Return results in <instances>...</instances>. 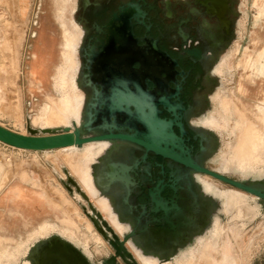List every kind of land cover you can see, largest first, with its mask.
<instances>
[{"label":"flooded vegetation","instance_id":"af4514ba","mask_svg":"<svg viewBox=\"0 0 264 264\" xmlns=\"http://www.w3.org/2000/svg\"><path fill=\"white\" fill-rule=\"evenodd\" d=\"M79 6V77L76 82L80 31L74 26V31H66L65 65L54 79L61 106L69 111L79 107L77 121L78 117L82 121L83 108L84 120L94 123L92 136H127L141 142L152 136L142 111L147 115L155 109L158 120L167 125L161 129L163 135L175 137V148L168 149L180 158L264 190V182L225 175L239 172L245 178L264 165V131L250 126L242 138L247 127L240 116L230 156L217 170L205 162L212 143L205 128L222 126L213 116L204 118V106L205 92L214 83L220 54L230 37L229 0H80ZM259 58L261 66L256 70L264 74V49ZM258 109L264 125V108ZM105 143L112 145L102 154H97L100 144L91 145L89 159L91 164L97 161L94 172L90 165L92 181L113 203L119 219L129 224L125 234L133 232L143 250L158 257L160 264L172 262L201 237L214 215L212 231L222 228L221 211L241 221L257 214L247 195H242L238 208L239 201L233 198L238 191L218 189L203 179L212 178L191 167L129 140ZM41 249L44 253L36 264H93L57 239Z\"/></svg>","mask_w":264,"mask_h":264},{"label":"rangeland","instance_id":"374dc122","mask_svg":"<svg viewBox=\"0 0 264 264\" xmlns=\"http://www.w3.org/2000/svg\"><path fill=\"white\" fill-rule=\"evenodd\" d=\"M229 1L230 37L220 54L214 83L205 92L204 118L213 116L222 125L219 128H205L212 141L205 162L215 170L230 156L237 140L239 131L235 129V107L244 114L240 119L247 127L242 138L250 126L260 133L264 131L258 109L264 108V74L256 70L261 66L258 56L264 49V0ZM79 5L80 0H0V126L15 133L29 135V129L40 132L35 124L41 119L48 125L56 126L53 129L59 130L69 123L70 111L57 102L60 93L55 88L54 79L58 69L65 65L63 53L66 31L72 32L76 26L80 31L75 52L78 67L76 82L78 81L81 64L79 47L82 39ZM249 60L251 67L248 66ZM79 93L82 94L80 89ZM226 102L229 103V111L223 108V103ZM224 120L227 121L226 124L223 123ZM83 155L84 152L73 153L69 150L28 152L0 143V263L15 258L18 250L11 247L25 241L32 230L53 227L75 229V237L80 240L79 243L62 236L57 230L51 231L48 237L66 243L70 240L73 245L68 244L93 264H103L112 256V248L89 219L94 216L87 202L68 182V178H71L79 183L78 168ZM96 164L97 161L91 164L93 172ZM225 175L241 181L251 182L253 179L255 183H263L264 165H258L245 178L239 172ZM23 179L28 181L25 183ZM203 179L220 190H235L212 179ZM57 192L61 195H57ZM247 196L249 206L257 211L255 217L250 220H234L231 214L221 211L218 217L223 231L217 239L216 247L207 249V252L206 248L200 252L195 251L199 248L197 241L204 243L209 240L217 214L210 219L207 230L200 239L172 262L163 264H177L184 254L191 251H195L192 264H232L230 259H223L220 249L222 244H228L230 253L239 261H234L233 264H240V261L243 264H264V201ZM61 197L70 206L67 202L62 204L59 201ZM56 199H59L57 202L61 207L52 204ZM89 201L92 204L90 199ZM61 210H64L63 214ZM90 224L101 242L92 238ZM230 228L240 229L241 240H234ZM40 241H46V238H40ZM34 243L32 241L27 244L28 248ZM5 244L11 249L9 246L4 248ZM84 245L91 252V258L84 254ZM25 260H28L26 255L20 256L16 264H23ZM119 264L124 263L119 260Z\"/></svg>","mask_w":264,"mask_h":264},{"label":"water","instance_id":"95a60500","mask_svg":"<svg viewBox=\"0 0 264 264\" xmlns=\"http://www.w3.org/2000/svg\"><path fill=\"white\" fill-rule=\"evenodd\" d=\"M142 93L144 92L142 91ZM145 95H147L150 100L158 101L154 97V95ZM142 116L143 118H147H144V121L148 122L152 131L151 140L147 142H141L134 137L127 136H92L91 133L94 130V123L91 121H85L82 113V121L79 124L72 123V127H65L61 130L41 129L38 133V131L36 130L29 129L30 134L23 135L12 132L0 126V143L14 149L28 152H50L71 147L79 149L88 144L101 143L111 139H125L134 143H138L144 146L146 149L156 153L157 155L167 157L174 162L191 167L196 172L202 173L214 180L227 184L230 187L234 188L236 191L264 201V190H261L257 186L252 184H244L236 180L229 179L219 171H211L206 168L199 167L198 165H195L190 159H183L176 155L172 151V149L175 148V137L171 134L166 136L163 135L161 129H166L167 125L158 120L155 114V109H150V113H148L147 115L142 111ZM162 145H164L163 148ZM169 146H171L172 149H168ZM68 182L74 186L82 199L87 202L88 207L94 216L93 218L90 217L89 219L92 221L96 230L102 235L104 239L107 240L108 244L113 250L112 256L105 260L104 264H119V260L124 264H138L132 253H130V251L126 247V245L131 240L136 239L134 233L131 232L128 234H124L121 236V238L117 236L110 225L106 222L104 217L100 213H98V211L90 203L88 196L84 192H82L78 184L71 178H68ZM51 240L52 239L40 241L39 247H42ZM57 240L61 241L59 239ZM61 243H63L65 247H68L72 251L77 252L79 255H81V257L83 256L75 247H72L70 244L64 241H61ZM40 252L42 256L44 251L41 248ZM45 252H49V250L47 249ZM82 258H84V256ZM30 262L33 263L32 260H30Z\"/></svg>","mask_w":264,"mask_h":264},{"label":"bare ground","instance_id":"6f19581e","mask_svg":"<svg viewBox=\"0 0 264 264\" xmlns=\"http://www.w3.org/2000/svg\"><path fill=\"white\" fill-rule=\"evenodd\" d=\"M256 65V64H255ZM258 73L263 74L261 71H259ZM74 109V110H72ZM70 111L71 114V118H73V122L72 123H76L79 124L81 121L79 120L78 117V121L76 119L77 114L79 112H77L79 110V107L76 108H72ZM76 119V120H75ZM69 123L68 124H64V127H69ZM35 126L38 127V129H53L56 126H52V125H48L44 120H39V122H37V124H35ZM59 126V125H57ZM92 144H100L101 148L99 150V152L97 154H102L103 152V148L107 147L108 145H112L111 143H105V142H101V143H92ZM92 144H88L83 146L82 150H78V148H65V149H60V150H69L72 151L73 153L75 152H84V155L82 157V159L80 160V166L78 168L79 170V174H78V186L80 187V189L82 190V192H84L88 198L91 200L93 206L95 207V209L98 211V213H100L104 219L106 220V222L110 225V227L113 229V231L115 232V234L119 237H121L122 235H124L128 229H129V224L127 222H123L119 219L117 211L115 210L113 203L111 201H109L108 199H106L104 197V195L101 193L99 186H97L93 181H92V177H91V169H90V165L92 163V161L89 159V156H91V149H93L94 147H91ZM19 150V149H18ZM23 151V150H22ZM58 151V150H57ZM68 159V158H67ZM70 161V160H69ZM66 162V161H64ZM67 163V162H66ZM72 163V161H71ZM70 165V163H69ZM76 166V165H75ZM70 168V167H69ZM72 168V167H71ZM76 168V167H74ZM73 169V168H72ZM74 171V170H73ZM77 171V170H76ZM219 171V170H218ZM71 174V173H70ZM73 174V173H72ZM75 175V174H74ZM24 182L28 181L23 179ZM30 182V181H29ZM33 183V181H31ZM26 183V182H25ZM35 184V183H33ZM31 186H34V185ZM36 188V186H34ZM42 188V186H41ZM50 192V191H49ZM56 193V192H55ZM59 192H57L58 195ZM212 195H214L215 193L212 191L210 192ZM242 192H237L235 194H233V196H226L228 199H233L235 198V200L239 201V203L237 204L236 207H241L240 204L241 202L244 201V196L242 195H246ZM48 194V193H47ZM53 194V193H52ZM60 194V193H59ZM19 195V194H18ZM43 195V194H42ZM61 195V194H60ZM59 195V196H60ZM227 195H232V194H227ZM223 197L225 195H222ZM42 197V196H40ZM58 197V196H57ZM233 197V198H231ZM42 199V198H41ZM227 199V200H228ZM43 200V199H42ZM56 199V201H53L52 204L56 207V206H60V204H58L59 201H61L62 204H67L69 205V202L66 201V199L64 197H61L60 200ZM48 201V200H47ZM58 201V202H57ZM67 202V203H66ZM61 204V205H62ZM70 206V205H69ZM64 210H61V213L63 214ZM74 211V210H73ZM67 214V213H66ZM65 214V215H66ZM64 215V216H65ZM67 216V215H66ZM65 218V217H64ZM63 218V220H64ZM69 219V218H67ZM90 223V222H89ZM91 225V224H90ZM92 227V225H91ZM93 229V227H92ZM46 240H50L51 237H45ZM200 238H197L193 244ZM97 242H101L100 240H97ZM40 242L37 241L35 242V245H32V247L25 253L26 258H28V260L25 261V264H31L30 260L34 261V263L36 264L39 260V258L41 257V252H40V248L39 244ZM67 243H70L73 245V243H71L70 241H67ZM192 244V245H193ZM197 244V242H196ZM126 247L130 250V252L132 253V255L134 256V258L136 259V261L138 262V264H160L159 258L156 257L155 255H151V253H147L146 251L143 250V248L141 247L140 242L138 241V239H134L131 240ZM190 247V246H189ZM84 249V254L87 255V257L91 258V252L89 250ZM183 253V252H182ZM181 255V254H180ZM190 256L192 255L191 253H186L182 256L181 261L184 260L186 258V256ZM180 261V262H181Z\"/></svg>","mask_w":264,"mask_h":264},{"label":"crops","instance_id":"0c3cea01","mask_svg":"<svg viewBox=\"0 0 264 264\" xmlns=\"http://www.w3.org/2000/svg\"><path fill=\"white\" fill-rule=\"evenodd\" d=\"M223 108L226 111H229L230 110L229 109V103H227V102L226 103H223ZM234 113L236 114L237 119H239V116H240V118H243L242 115H244V114L241 111H239V109L236 108V107H235V112ZM239 121L241 122L242 119H239ZM55 230L59 231L62 236L68 237L73 242H76V243H79L80 242V240H77L76 237H75V229L62 230L61 227H59V228H57V227L54 228L53 227V228H48V229H44V230H40V231H35V229H34V230H32L28 234V236H27V238H26L25 241H20L19 243L16 244V246H18V247H16V246L15 247H11V248H17L18 254L15 256L14 259H12L10 261L16 262L20 256L25 255V253L32 247L31 246L30 248H28L27 244H29L32 241L37 242V241H39L40 238L48 237L49 234H50V232L51 231H55ZM229 230L231 231L232 237L234 238V240L236 242H238V240H241V232H240V229L239 230H233V229L230 228ZM222 231H223L222 228L215 229L214 231H212L211 232V236H210V238H209V240L207 242L202 243L201 241H197V246H199V248H196L195 251L200 252L201 250H203V249L206 248V252H207V249L216 247L217 246V239H218V237H219V235L221 234ZM90 233L93 234L92 235V238L95 241L100 240V238L94 234L93 229L91 230ZM68 241H70V240H68ZM33 245H35V243ZM8 246H9L8 244H5L4 248H7ZM9 248H10V246H9ZM84 249L88 250L87 247H86V245H84ZM220 249H221V251L223 253V259H224V257L230 259L232 261V264H233L234 261L239 262L235 258V255L230 253V251H229V245L228 244H226V245L225 244H222V246H220ZM195 251H191L192 252V255H190V256L187 255L184 260H182L181 262H178L177 264H192L191 263V260L194 257ZM0 264H3V263L1 262ZM240 264H243V263L240 261Z\"/></svg>","mask_w":264,"mask_h":264}]
</instances>
